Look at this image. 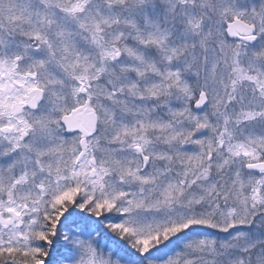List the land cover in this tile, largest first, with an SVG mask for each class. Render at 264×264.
Wrapping results in <instances>:
<instances>
[{"label":"snow or ice","instance_id":"1","mask_svg":"<svg viewBox=\"0 0 264 264\" xmlns=\"http://www.w3.org/2000/svg\"><path fill=\"white\" fill-rule=\"evenodd\" d=\"M0 264H264V0H0Z\"/></svg>","mask_w":264,"mask_h":264}]
</instances>
